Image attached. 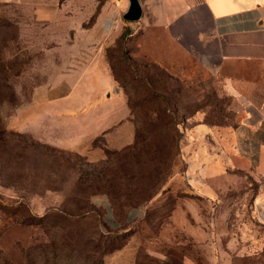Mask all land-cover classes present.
<instances>
[{"label":"rangeland","instance_id":"1","mask_svg":"<svg viewBox=\"0 0 264 264\" xmlns=\"http://www.w3.org/2000/svg\"><path fill=\"white\" fill-rule=\"evenodd\" d=\"M63 1L0 0V264H264V69L214 70L104 0ZM109 53L173 78L169 153L150 151L165 134L131 148Z\"/></svg>","mask_w":264,"mask_h":264},{"label":"crops","instance_id":"2","mask_svg":"<svg viewBox=\"0 0 264 264\" xmlns=\"http://www.w3.org/2000/svg\"><path fill=\"white\" fill-rule=\"evenodd\" d=\"M138 1L142 22L181 55L218 71L232 65L236 70L264 69V0ZM100 5L104 13L124 14L129 0H104ZM37 7L43 16L50 9L49 4Z\"/></svg>","mask_w":264,"mask_h":264},{"label":"trees","instance_id":"3","mask_svg":"<svg viewBox=\"0 0 264 264\" xmlns=\"http://www.w3.org/2000/svg\"><path fill=\"white\" fill-rule=\"evenodd\" d=\"M107 58L113 79L125 90L128 96L132 121L136 125L135 142L131 148L146 147L147 150L148 138L158 135L164 136L165 134L166 141L170 139L169 143L164 144L162 148L158 145L150 146V151L155 152L157 150L158 153H162L167 148V153H169L173 143L177 141V124L180 122L173 114L174 109L172 108L174 107L166 99V93L176 92L173 88L169 89V84L173 78L164 76L156 69L147 71L141 76H137L135 73H123L117 70L110 53L107 54ZM149 101H153V103L147 108L144 104ZM182 118L184 116H181ZM159 144L162 145L160 142Z\"/></svg>","mask_w":264,"mask_h":264},{"label":"water","instance_id":"4","mask_svg":"<svg viewBox=\"0 0 264 264\" xmlns=\"http://www.w3.org/2000/svg\"><path fill=\"white\" fill-rule=\"evenodd\" d=\"M142 8L138 0H129L127 11L122 15L126 21H137L141 18Z\"/></svg>","mask_w":264,"mask_h":264}]
</instances>
